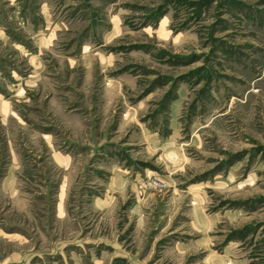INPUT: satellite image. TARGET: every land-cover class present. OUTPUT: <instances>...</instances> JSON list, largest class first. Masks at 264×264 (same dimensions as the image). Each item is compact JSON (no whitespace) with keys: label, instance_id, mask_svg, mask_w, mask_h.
I'll return each instance as SVG.
<instances>
[{"label":"rangeland","instance_id":"rangeland-1","mask_svg":"<svg viewBox=\"0 0 264 264\" xmlns=\"http://www.w3.org/2000/svg\"><path fill=\"white\" fill-rule=\"evenodd\" d=\"M0 264H264V0H0Z\"/></svg>","mask_w":264,"mask_h":264}]
</instances>
